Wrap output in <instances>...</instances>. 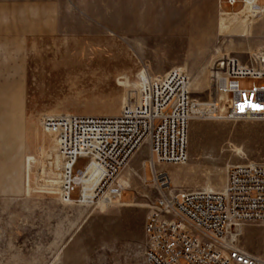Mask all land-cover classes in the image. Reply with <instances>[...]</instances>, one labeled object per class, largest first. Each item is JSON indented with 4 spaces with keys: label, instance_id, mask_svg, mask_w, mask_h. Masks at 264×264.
I'll return each instance as SVG.
<instances>
[{
    "label": "rangeland",
    "instance_id": "rangeland-1",
    "mask_svg": "<svg viewBox=\"0 0 264 264\" xmlns=\"http://www.w3.org/2000/svg\"><path fill=\"white\" fill-rule=\"evenodd\" d=\"M261 47L264 12L237 21L220 0H0V264H147L157 187L146 149L120 177V203L105 199L117 186L95 206L67 200L45 119L120 113L150 64L185 68L194 96L207 98L212 60ZM189 133L187 164L158 167L177 189L221 190L230 167L264 162V121L195 120ZM240 245L264 259V226L245 227Z\"/></svg>",
    "mask_w": 264,
    "mask_h": 264
},
{
    "label": "built area",
    "instance_id": "built-area-1",
    "mask_svg": "<svg viewBox=\"0 0 264 264\" xmlns=\"http://www.w3.org/2000/svg\"><path fill=\"white\" fill-rule=\"evenodd\" d=\"M240 3L239 11L261 8L259 0H220V10ZM206 73L207 98L195 97L186 70L150 64L135 75L136 100L120 113L44 121L59 146L60 164L50 170L61 180L64 198L82 204L95 206L146 148L143 166L157 187L144 228L147 264H264L240 245L245 227L264 226V162L230 167L217 191L176 189L158 171L159 165L187 164L195 120L264 121V47L246 60L223 54ZM244 79L253 81L251 88H241ZM80 158L86 163L73 175Z\"/></svg>",
    "mask_w": 264,
    "mask_h": 264
},
{
    "label": "bare ground",
    "instance_id": "bare-ground-1",
    "mask_svg": "<svg viewBox=\"0 0 264 264\" xmlns=\"http://www.w3.org/2000/svg\"><path fill=\"white\" fill-rule=\"evenodd\" d=\"M222 12H223V15L225 16V17H227V18H234L235 20H239V19H241L242 17H244V16H248V18L251 20V19H253L255 16H258V15H260L262 12H264V8H260L259 10H254V8L252 7V6H247V7H245L242 11H238V12H236V11H234V12H228V11H225V10H222ZM177 68H181L182 70H185V68L183 69V67H177ZM190 86H191V83H190ZM136 100V98H134V99H132V100H130V101H127V103L126 104H124V107L125 106H127V105H129V104H131L133 101H135ZM123 107V108H124ZM122 111V110H121ZM145 148V147H144ZM146 149V148H145ZM239 150V149H238ZM145 162V160L142 162V165H143V163ZM128 168V167H127ZM126 168V169H127ZM125 169V170H126ZM124 170V171H125ZM123 171V172H124ZM122 172V173H123ZM122 175V174H121ZM121 175H120V177H121ZM120 177H119V179H118V181L116 182V184L112 187V189L113 188H116V186H117V189H114L112 192H109V193H107V195L105 196V199L106 200H108L109 202H112L113 201V199L114 198H117V200L119 201V203L122 201V199L120 200L119 199V195H120V193L123 191V190H129V189H126V188H128L127 187V185H129V183L126 181V180H123V179H121L120 180ZM130 188V187H129ZM177 189V188H176ZM204 190H208V191H216V190H214V189H210V188H208V189H204ZM124 194V193H123ZM107 201V202H108Z\"/></svg>",
    "mask_w": 264,
    "mask_h": 264
},
{
    "label": "crops",
    "instance_id": "crops-1",
    "mask_svg": "<svg viewBox=\"0 0 264 264\" xmlns=\"http://www.w3.org/2000/svg\"><path fill=\"white\" fill-rule=\"evenodd\" d=\"M224 7H225V6H224ZM225 8H226L227 10H228V9H232L233 11H236L235 8H230V7H227V6H226ZM236 12H237V11H236ZM144 176H145V175H144ZM145 178H146V177H145Z\"/></svg>",
    "mask_w": 264,
    "mask_h": 264
}]
</instances>
